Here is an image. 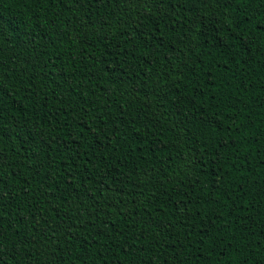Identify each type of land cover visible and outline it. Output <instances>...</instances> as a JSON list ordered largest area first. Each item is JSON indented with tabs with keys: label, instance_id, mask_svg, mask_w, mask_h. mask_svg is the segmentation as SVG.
Masks as SVG:
<instances>
[{
	"label": "trees",
	"instance_id": "1",
	"mask_svg": "<svg viewBox=\"0 0 264 264\" xmlns=\"http://www.w3.org/2000/svg\"><path fill=\"white\" fill-rule=\"evenodd\" d=\"M0 264H264V0H0Z\"/></svg>",
	"mask_w": 264,
	"mask_h": 264
}]
</instances>
